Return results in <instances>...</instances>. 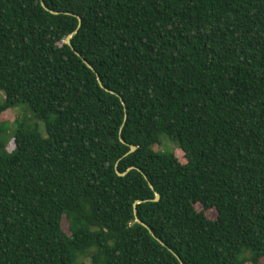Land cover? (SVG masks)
<instances>
[{
    "label": "trees",
    "instance_id": "1",
    "mask_svg": "<svg viewBox=\"0 0 264 264\" xmlns=\"http://www.w3.org/2000/svg\"><path fill=\"white\" fill-rule=\"evenodd\" d=\"M0 92V264H264V0H0Z\"/></svg>",
    "mask_w": 264,
    "mask_h": 264
},
{
    "label": "rangeland",
    "instance_id": "2",
    "mask_svg": "<svg viewBox=\"0 0 264 264\" xmlns=\"http://www.w3.org/2000/svg\"><path fill=\"white\" fill-rule=\"evenodd\" d=\"M3 99L4 94L3 92H0V106L4 101ZM0 120L4 131L2 140L6 143L8 147L11 145L15 131L21 124H24L25 126L35 125L37 126L42 137H48L45 122L35 120L34 113L29 107V105L23 104L16 108H11L3 111ZM179 146L180 145L178 140L170 138L167 134L163 133L160 137V144L154 146L153 148L160 153H175L178 158L183 159L184 155L179 150ZM198 209L201 210L200 207ZM207 214L211 219H214L216 217V212L214 211H209ZM65 229L68 230L67 225H65ZM87 264H89V260H87Z\"/></svg>",
    "mask_w": 264,
    "mask_h": 264
},
{
    "label": "water",
    "instance_id": "3",
    "mask_svg": "<svg viewBox=\"0 0 264 264\" xmlns=\"http://www.w3.org/2000/svg\"><path fill=\"white\" fill-rule=\"evenodd\" d=\"M43 6L48 10V8L45 6V4L43 3ZM52 13H54V14H58L57 12H54V11H51ZM81 21H82V19L79 17V22H80V24H79V28H80V26H81ZM71 38H72V36H70L68 39H67V44L68 45H70V46H72V44H71ZM85 63L88 65V67L90 68V69H92L94 72H96L95 71V69H94V67H92L88 62H86L85 61ZM99 79V78H98ZM99 81H100V83H101V80L99 79ZM101 86L103 87V85L101 84ZM112 92V91H111ZM113 94H114V92H112ZM123 105L125 106V102L123 101ZM122 142L124 143V140H122ZM137 148L135 147V146H131V152H134L135 150H136ZM119 175L120 176H123L124 174H121V173H119ZM151 187L152 188H154L152 185H151ZM154 202H159L160 201V194H158V193H156V198L153 200ZM140 203V201H137L136 202V205L137 204H139ZM135 205V206H136ZM137 222L138 223H140V224H142L145 228H147V229H149L150 230V228H149V226L147 225V224H145L144 222H142L139 218H137ZM151 231V230H150ZM151 233H152V231H151ZM154 235V234H153ZM157 240H159L158 238H156ZM160 241V240H159ZM162 244H163V242L162 241H160ZM178 257V256H177ZM179 258V257H178ZM179 260L181 261V259L179 258ZM181 263L182 264H184L182 261H181Z\"/></svg>",
    "mask_w": 264,
    "mask_h": 264
}]
</instances>
